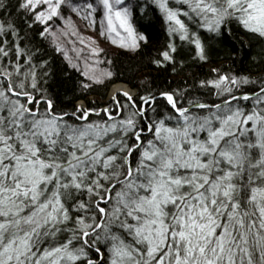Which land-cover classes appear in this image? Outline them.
I'll return each mask as SVG.
<instances>
[{
    "label": "snow or ice",
    "instance_id": "1",
    "mask_svg": "<svg viewBox=\"0 0 264 264\" xmlns=\"http://www.w3.org/2000/svg\"><path fill=\"white\" fill-rule=\"evenodd\" d=\"M153 5L156 67L184 47L206 61L202 32L264 38V0H0V264H264V75L211 69L99 110H58L48 91L43 42L90 89L122 78L99 38L139 49Z\"/></svg>",
    "mask_w": 264,
    "mask_h": 264
},
{
    "label": "trees",
    "instance_id": "2",
    "mask_svg": "<svg viewBox=\"0 0 264 264\" xmlns=\"http://www.w3.org/2000/svg\"><path fill=\"white\" fill-rule=\"evenodd\" d=\"M154 8L153 5L152 8L138 13L135 22L137 30L148 37L147 44L142 42L139 49L131 51L105 50L106 55L101 57L112 61L111 71L122 78H112L104 84H94L90 89L81 88V83L86 81L80 73L69 67L59 53H52L51 46L43 42L44 46L48 47L47 59L51 62L49 71L52 75L48 80V91L58 110L71 112L78 101L88 107L95 106L97 110L107 107L110 101L107 98L108 89L118 82L144 94L145 88L179 90L198 86L200 81L214 78L215 73H211V69H218L222 73L251 75L253 78L264 75V38L248 33L238 24L231 25V30L224 40L211 33H201L208 57L206 61L194 60L187 47H184L176 54V70L171 66L156 67L153 61L168 42V37L162 15L158 10L154 11ZM34 43L41 45V38L36 36ZM97 75L100 79H105L99 76V69ZM92 119L96 117L93 116Z\"/></svg>",
    "mask_w": 264,
    "mask_h": 264
},
{
    "label": "rangeland",
    "instance_id": "3",
    "mask_svg": "<svg viewBox=\"0 0 264 264\" xmlns=\"http://www.w3.org/2000/svg\"><path fill=\"white\" fill-rule=\"evenodd\" d=\"M80 29H81V36H83L85 38V41L87 42L88 38L91 37L92 39H96L95 35L93 34V30L90 28H87L83 23H80L79 25ZM100 42H101V46L106 50V51H116V50H125V51H131L130 49H123L120 48L118 45H113L108 41H104V39L101 37L99 38ZM93 67V66H92ZM124 84V83H123ZM130 88V87H129ZM131 89V88H130ZM132 92L134 93L135 90L131 89ZM116 95V94H115ZM114 95V96H115ZM113 97V96H112ZM107 98L110 99L111 97L108 96L107 93ZM84 104L82 101H78L76 103L77 106Z\"/></svg>",
    "mask_w": 264,
    "mask_h": 264
},
{
    "label": "bare ground",
    "instance_id": "4",
    "mask_svg": "<svg viewBox=\"0 0 264 264\" xmlns=\"http://www.w3.org/2000/svg\"><path fill=\"white\" fill-rule=\"evenodd\" d=\"M118 92H132V90L126 84L121 82L112 84L108 89V96L112 97Z\"/></svg>",
    "mask_w": 264,
    "mask_h": 264
},
{
    "label": "water",
    "instance_id": "5",
    "mask_svg": "<svg viewBox=\"0 0 264 264\" xmlns=\"http://www.w3.org/2000/svg\"><path fill=\"white\" fill-rule=\"evenodd\" d=\"M135 92H136V90H135Z\"/></svg>",
    "mask_w": 264,
    "mask_h": 264
}]
</instances>
